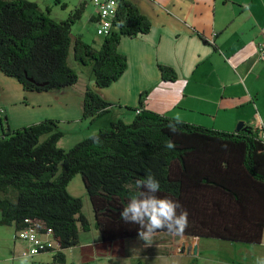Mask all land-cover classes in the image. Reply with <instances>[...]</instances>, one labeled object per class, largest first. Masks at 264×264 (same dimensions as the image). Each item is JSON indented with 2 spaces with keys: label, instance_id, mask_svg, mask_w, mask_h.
I'll return each mask as SVG.
<instances>
[{
  "label": "trees",
  "instance_id": "obj_1",
  "mask_svg": "<svg viewBox=\"0 0 264 264\" xmlns=\"http://www.w3.org/2000/svg\"><path fill=\"white\" fill-rule=\"evenodd\" d=\"M50 8L33 0H0V70L25 90L75 85L79 74L69 63L71 57L90 65L95 85L106 87L127 68V58L118 50L121 37L151 28L133 2L119 0L110 33L94 47L72 31L82 6L61 20L50 15ZM158 68L163 80L175 79L171 67ZM110 105L87 87L82 117L93 123ZM134 111L130 121L112 120L68 149L58 145L63 136L58 119L12 128L3 116L0 224L15 231L50 228L58 245L53 261L65 264L62 250L79 242L80 230L90 229L81 197L67 189L69 181L81 175L93 226L103 241H114L137 237L139 226L125 223L120 212L135 181L151 172L160 182L158 195L187 210L182 234L258 243L264 224V139L257 130L223 131L183 122L173 135L168 130L173 117L145 108ZM93 135L99 136V145ZM169 139L175 143L172 150L165 147Z\"/></svg>",
  "mask_w": 264,
  "mask_h": 264
},
{
  "label": "crops",
  "instance_id": "obj_2",
  "mask_svg": "<svg viewBox=\"0 0 264 264\" xmlns=\"http://www.w3.org/2000/svg\"><path fill=\"white\" fill-rule=\"evenodd\" d=\"M33 1L43 8L50 5V14L57 6L65 12L71 10L66 0H51L53 4L50 0L48 3ZM130 1L150 20L151 28L136 37H121L118 50L127 58L123 74L106 87H98L90 79L82 88H76L75 84L38 92L25 90L16 79L0 70V135L3 116L12 128L45 118L74 125L89 122L82 117L83 92L87 87L111 103L106 112L94 120L110 115L104 125L116 119L130 121L137 107L170 117L179 116L183 122L215 130L237 131L238 126L255 129L259 120L264 123V59H258L256 51L264 35V0ZM85 3L86 0L79 2ZM58 13L59 17L54 19L67 17L64 12ZM89 18L97 27V35L90 39V44L99 47L103 35L98 30L95 7ZM76 35L85 40L82 34ZM158 64L171 67L175 79L163 80ZM141 95H144L142 101ZM7 226L13 229L8 235L11 264H21V251L28 243L15 239L14 227ZM157 233L169 235L158 241H163L165 246L169 242L171 249L169 253L159 249L150 253L173 255L180 258L181 264H264V259L261 263L258 261L261 257L258 246H264V224L258 243ZM110 242L113 241H103L98 232V240H87L83 245L85 250L78 254H73L71 249L79 242L65 248L62 250L65 264H75V259L83 264L97 257L99 244ZM153 244H157L154 239L149 245ZM49 251L53 260L54 251ZM42 253L47 252L28 259L36 264ZM146 257L148 255L143 253L138 261Z\"/></svg>",
  "mask_w": 264,
  "mask_h": 264
},
{
  "label": "rangeland",
  "instance_id": "obj_3",
  "mask_svg": "<svg viewBox=\"0 0 264 264\" xmlns=\"http://www.w3.org/2000/svg\"><path fill=\"white\" fill-rule=\"evenodd\" d=\"M48 3L49 0H40ZM68 2V6L71 9L70 11H62L60 6L54 7L55 9L51 12L50 15L52 17H59L58 12H64V17L68 16L73 10L80 5L82 6V13L79 19L75 21L72 25V31L74 34H82L85 38L84 41L90 43V39L97 35L96 25L89 18L90 13L94 10L93 3L91 0H86L85 4H79L81 0H66ZM52 1L50 0L49 3ZM54 1L52 2V4ZM42 6V5H41ZM43 8V6H42ZM69 63L73 66V68L79 74V80L76 83V88H82L84 85L89 84V80H94L92 70L90 65H83L79 62L75 61L72 57L69 60ZM106 117H101L97 119L93 124L86 121L83 124L74 125V123L59 121V127L63 131V136L59 139L58 145L64 149H68L78 140L92 134L94 131L98 129L99 126L104 125L106 122ZM78 126H81L79 128ZM68 191L75 196H79L82 199L83 207L82 212L87 217L90 222V229L87 231L80 230L79 231V243L77 247H74L72 250L73 254H78V252L85 250L83 246L87 240L97 239L98 240V231L93 226L94 215L91 208V203L89 197L85 191L84 184L80 174H76L68 183L67 186ZM13 232V229L7 225L0 226V264H11V244H10V236L9 233ZM8 236V237H7ZM169 235L166 233H156L152 239H154L153 245H149L147 243L143 244L142 241L138 238H129L123 240H115L110 243H105L104 245H98V253L97 257L90 259L89 261L83 264H181L180 258L174 257L173 255L164 254L163 256H156L150 253L153 250H165L169 253L171 247L169 246V242H167L166 246L164 245L162 240L163 238H167ZM157 241V242H155ZM158 247V248H157ZM260 252L258 261L261 263L264 259V246H258ZM263 251H262V250ZM55 250V249H54ZM53 250V251H54ZM47 253L40 254L42 258L36 264H58L53 261L50 257L52 251H45ZM148 255V258H143L142 262H139L138 256ZM67 254H70V251H67ZM36 256V255H35ZM79 256V255H78ZM165 256V257H164ZM263 256V257H262ZM24 258V257H22ZM76 260L75 264H81ZM30 259H28V264H32ZM35 263V262H34ZM186 264V263H185Z\"/></svg>",
  "mask_w": 264,
  "mask_h": 264
},
{
  "label": "clouds",
  "instance_id": "obj_4",
  "mask_svg": "<svg viewBox=\"0 0 264 264\" xmlns=\"http://www.w3.org/2000/svg\"><path fill=\"white\" fill-rule=\"evenodd\" d=\"M182 123L179 116L170 118L169 132L175 135L179 130L178 126ZM93 136H95L92 140L93 143L99 145V136ZM165 147L169 150L174 149V141L167 140ZM159 192V180L151 172H148L145 178L135 181L134 190L129 193L127 203L120 212L121 219L125 223L139 226L137 238L147 244L150 243L157 231L166 230L172 234H182L188 224L187 210L178 201L158 195ZM21 264H28V257L22 258Z\"/></svg>",
  "mask_w": 264,
  "mask_h": 264
},
{
  "label": "built area",
  "instance_id": "obj_5",
  "mask_svg": "<svg viewBox=\"0 0 264 264\" xmlns=\"http://www.w3.org/2000/svg\"><path fill=\"white\" fill-rule=\"evenodd\" d=\"M118 1L91 0L97 12L98 30L103 36L108 35L112 29V19L115 16ZM256 51L258 59H264V35L258 42ZM141 109V107H137L136 113ZM255 129L259 133V137L264 139V123L261 120L256 123ZM14 237L28 243V246L21 251L23 257H32L43 251L54 250L58 247L50 228L45 232H39L32 227L20 229L15 231Z\"/></svg>",
  "mask_w": 264,
  "mask_h": 264
},
{
  "label": "water",
  "instance_id": "obj_6",
  "mask_svg": "<svg viewBox=\"0 0 264 264\" xmlns=\"http://www.w3.org/2000/svg\"><path fill=\"white\" fill-rule=\"evenodd\" d=\"M237 128H238V130L240 129L239 126H238ZM238 130H237V131H238Z\"/></svg>",
  "mask_w": 264,
  "mask_h": 264
}]
</instances>
